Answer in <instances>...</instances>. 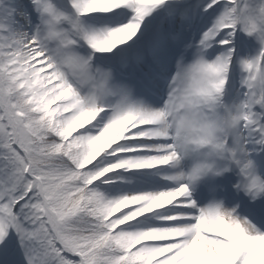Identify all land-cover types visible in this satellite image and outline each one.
Returning a JSON list of instances; mask_svg holds the SVG:
<instances>
[{"label":"snow or ice","instance_id":"obj_1","mask_svg":"<svg viewBox=\"0 0 264 264\" xmlns=\"http://www.w3.org/2000/svg\"><path fill=\"white\" fill-rule=\"evenodd\" d=\"M0 264H264V0H0Z\"/></svg>","mask_w":264,"mask_h":264}]
</instances>
